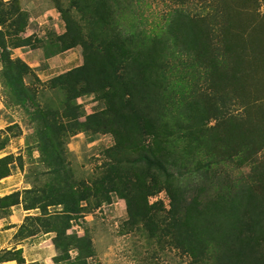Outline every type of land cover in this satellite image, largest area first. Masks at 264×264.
Instances as JSON below:
<instances>
[{
  "label": "rangeland",
  "instance_id": "1",
  "mask_svg": "<svg viewBox=\"0 0 264 264\" xmlns=\"http://www.w3.org/2000/svg\"><path fill=\"white\" fill-rule=\"evenodd\" d=\"M2 1L11 0H0V3ZM104 5L109 12L107 19L101 18V13L97 14L95 0H63L62 11L56 8L53 0H19L17 6L28 15L27 25L17 37L10 36L15 31L12 28L7 33V41L13 45L16 39L23 38L28 46L14 48L13 58H18L20 50L31 51V57L37 61L43 57V49L45 56L50 54L51 57L67 50L73 42L59 38L67 35L65 16H71L90 52L101 50L102 41L108 43L114 40L127 43L135 40L156 48L154 54L139 56L136 53L131 58L140 85L148 87L152 84L150 98L145 101L149 106H163L171 110L169 106L172 105L178 112L186 111L193 108L188 95L197 89H206L208 96L196 104L197 110H206V104L221 108L229 100L230 95L227 94L235 93L236 65L241 71L252 72L244 79V84L248 86L245 93L251 94L252 100L264 97V0H105ZM11 10L12 6L1 8L0 21ZM2 29L7 31L5 27H0ZM84 49L83 45L76 46L58 56L57 61L46 65L42 63L36 70H44L46 78L41 79L37 71L25 78V83L36 89L37 105L42 111L62 112L67 101L66 94L52 89L49 81L60 72L74 69L80 62L83 64ZM221 55L224 56V70L215 76L233 78L230 81L233 90L225 83L213 85L212 64L216 56ZM67 59L74 62L58 68V63ZM144 59L162 62L157 70L159 73L149 74L141 65ZM125 76L128 83L130 75ZM161 77L164 79L156 80ZM244 84L241 81V85ZM116 85L119 83L116 82ZM159 88L166 93L164 96L156 92ZM75 104L80 105L83 119L103 107L101 100L93 95L80 97ZM34 111L31 104L24 107L16 96L9 93L0 63V140L5 141L0 159L13 158L9 164L11 175L0 181V264H55L58 255L53 245L55 235L34 225L33 218L27 220L29 216H41L40 209L26 211L22 204L24 192L38 186L41 179L38 173L48 170L42 163L39 139L35 136ZM254 115L260 117V114ZM215 117L208 123L204 122L205 129L215 140L203 138L195 142L191 154L179 155L177 167L169 173L177 180V185L180 182L187 189L192 178L203 177L201 185L194 190L195 195L200 201L204 199L214 216L209 222H218V227L214 228L226 230L232 224L233 243L243 232L238 218L243 215L246 202L241 204L240 190L243 184L251 185L247 177L254 164L250 162L255 160L258 164L253 175L260 171L262 177L264 174V148H261L264 141L259 140V135L248 138L247 143L251 146L247 162L231 154L223 156V162L221 160L211 166L216 156L215 149L223 150L217 135L225 131L224 127H214L217 123L213 120ZM260 118L263 124L258 125L256 130L261 134L264 132V116ZM181 121L185 125L191 123L185 118ZM185 143L177 139V143L173 141L171 144L181 149ZM226 145L224 143L225 148ZM114 146L113 133L91 132L70 137L63 145L66 157L73 164L76 179L94 190L90 200L82 203L85 207L83 213L74 216L68 233L78 236L88 234L96 252L94 261L100 264H197L191 254L177 249V230L171 225L170 201L165 190L150 197V204H158L152 210L157 213L154 228L150 223L134 225L128 221L127 203L117 193L107 194L106 202L99 203L96 189L101 194L102 185L97 181L107 177L105 171H108L110 162L107 150ZM255 153L258 154L253 159ZM136 169L130 167L122 171L135 176ZM255 181L260 185L256 193L260 202L251 209V223L255 235L254 252L262 246L261 256L264 254V241H261L264 239V180ZM14 193L19 195L10 196ZM14 200L20 205L10 207ZM59 209L50 207V214ZM34 229L41 231L29 236ZM214 245L217 246L212 242L211 247ZM250 261L254 260L251 258Z\"/></svg>",
  "mask_w": 264,
  "mask_h": 264
},
{
  "label": "trees",
  "instance_id": "2",
  "mask_svg": "<svg viewBox=\"0 0 264 264\" xmlns=\"http://www.w3.org/2000/svg\"><path fill=\"white\" fill-rule=\"evenodd\" d=\"M18 1L0 3V9L7 6L13 8L0 21V27H5L7 30H0L1 72L7 90L11 95L16 96L20 105L28 107L31 104L35 109L32 115V121L36 123L35 136L39 139L38 148L42 155V163L48 167V170L38 173L41 176L38 186L24 192L22 204L26 211L40 209L41 216H29L27 220L33 218L31 220L34 221V225L42 227L46 233L55 235L53 245L58 254L55 257V264H100L94 261L96 252L88 234L78 236L68 233L74 216L81 215L85 210L82 203L89 201L94 192L92 187L76 179L73 164L62 149L68 138L83 132L113 133L115 138V146L107 150L110 159L108 171H105L107 177L97 181L102 185L101 194L96 189L100 204L106 202L107 194L117 193L127 203L128 221L134 225L142 222L150 223L151 228H154L153 221L157 213L152 210L158 204H150V197L165 190L170 201L171 225L177 230V249L191 254L195 258L193 259L195 263L264 264V254L263 257L259 256L262 246L254 252L255 235L251 223V209L260 202L256 195L260 185L255 180H264L261 171L253 175L254 170L258 168L255 160L250 162L254 166L247 177L251 185L243 184L240 190L241 204L246 202L244 213L238 218L243 232L233 243L232 224L226 230L214 228V226L218 227V222H209L214 216L204 199L200 201L195 195L194 190L201 185L203 177L192 178L187 189L183 188L180 182L177 185V180H174V176L169 173L177 167L179 155L191 154L195 142H200L203 138L215 140V137H212L204 127V122L208 123L213 116H216L213 120L217 122L214 127H224L225 131L217 135L223 150L215 149L217 157L215 156L211 161V166L221 160L223 162L222 157L231 154L234 158L242 159L243 162L250 160L248 150L251 144L247 143L248 138L259 135V140L264 141V132L260 134L256 130L258 125L263 124L260 117L264 116V99H262L264 97L258 96L259 99L252 100L253 96L245 93V88L248 86L244 84V79L252 72L241 71L236 65L235 93L223 92L230 96L221 108L206 104V110H197L196 104L198 105L208 96L206 89H197L188 95L187 98L190 99L193 108L186 111L178 112L172 105L169 106L171 110L163 106L160 108L155 105L149 106L145 101L150 98L152 84L148 87L140 85L131 58L136 53L139 56L146 53L154 54L156 48L135 40L130 43L114 40L108 43L102 41L101 50L90 52L87 43L82 40L83 35L75 20L71 16H65L67 35L59 39H69L73 43L62 53L83 45L84 63L49 81L52 89H59L66 94L67 101L62 112L42 111L37 105L36 89L33 90L31 84L25 83V78L34 75L36 71L21 58H13L14 48L25 47L28 44L23 38L16 39L13 45L7 41V33L12 28H15V31L10 36L17 37L25 31L27 25V12L17 6ZM53 1L56 8L62 11L63 0ZM104 3L105 0H95L94 8L97 14L103 15H100L101 18L107 19L109 12ZM107 7L110 9V5ZM51 56L46 55V57ZM141 62L149 74L159 73L157 70L162 62H153L150 59ZM223 70L224 56H216L212 64L213 85L225 83L230 90H233L230 84L233 78L215 76ZM126 74L130 75L128 83L125 81ZM163 77L156 80L160 81L164 79ZM37 80L41 83L39 78ZM241 81L244 85H241ZM116 82L119 85H116ZM156 92H161L158 94L160 96L166 94L161 88ZM92 95L101 100L103 107L83 119L81 107L75 104V101L80 97ZM254 113L260 114V117ZM181 118L191 123L185 125ZM177 139L179 142H186L181 149L171 144L173 141L177 143ZM224 143H227V148ZM4 146L5 141L0 140V152L4 150ZM261 148H264V143ZM257 154L253 155V159ZM12 159L11 156L0 159V181L11 175L9 164ZM130 167L137 168V175L123 174L122 169ZM15 195L19 193L10 196ZM231 201L233 202V199ZM16 205L20 204L14 200L10 207ZM50 207L60 209L50 214ZM39 231L41 230L34 229L29 236H35ZM212 242L217 246L211 247ZM251 258L254 261H250ZM260 259L261 262H256Z\"/></svg>",
  "mask_w": 264,
  "mask_h": 264
},
{
  "label": "crops",
  "instance_id": "3",
  "mask_svg": "<svg viewBox=\"0 0 264 264\" xmlns=\"http://www.w3.org/2000/svg\"><path fill=\"white\" fill-rule=\"evenodd\" d=\"M30 54H31V51L26 52V51L20 50V52L17 53V57L18 58H21L23 61H25L35 71H37L36 70L37 68H40L42 66V63L45 64V65L46 64H51V63L57 61L58 56L62 55V53H61V54H58L57 56L46 57L45 56V51L43 49V57H41V59L39 61H37L36 59L33 60V58L31 57ZM69 62H74V61H71V60L69 61V59L65 60L64 63L61 61V62L58 63V68L62 67L63 64H69ZM81 65H82V62H80L79 64H77V66H75V68L78 67V66H81ZM69 70H71V69H69ZM69 70L60 72V74H64L65 72H67ZM37 72H39L38 75H39V77L41 79L46 78L45 77V71L44 70L41 69L40 71H37ZM60 74H58L56 76H59Z\"/></svg>",
  "mask_w": 264,
  "mask_h": 264
}]
</instances>
